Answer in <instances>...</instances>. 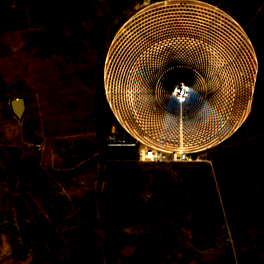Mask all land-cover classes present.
<instances>
[{"label": "crops", "instance_id": "crops-1", "mask_svg": "<svg viewBox=\"0 0 264 264\" xmlns=\"http://www.w3.org/2000/svg\"><path fill=\"white\" fill-rule=\"evenodd\" d=\"M124 1L0 0V130L1 113L12 116L0 141L12 147L0 173L12 179L0 264H264V0H207L246 27L259 70L246 119L201 152L215 167L216 212L206 222L192 204L170 207L164 235L161 208L132 205L118 185L124 165L106 156L114 124L98 91V45L148 0H127L116 26L104 27Z\"/></svg>", "mask_w": 264, "mask_h": 264}, {"label": "built area", "instance_id": "built-area-1", "mask_svg": "<svg viewBox=\"0 0 264 264\" xmlns=\"http://www.w3.org/2000/svg\"><path fill=\"white\" fill-rule=\"evenodd\" d=\"M108 45L126 62V77L140 71L167 80L176 104L175 115L152 112L131 79L121 84L105 74L106 103L120 129L110 138L135 143L136 159L191 161L221 144L226 131L238 129L248 116L258 56L246 27L217 3L148 0L120 21ZM220 81L236 89H214ZM198 85L219 95L193 117L187 105Z\"/></svg>", "mask_w": 264, "mask_h": 264}, {"label": "rangeland", "instance_id": "rangeland-1", "mask_svg": "<svg viewBox=\"0 0 264 264\" xmlns=\"http://www.w3.org/2000/svg\"><path fill=\"white\" fill-rule=\"evenodd\" d=\"M129 4L130 2L125 0L120 4V7L118 5L117 12L114 16L103 19L105 24L104 27H106V21L107 29L116 26L115 21L117 17ZM108 47L109 45H98L99 50L96 59L98 91L103 94L104 81L106 79L105 74L107 73L106 58ZM214 85L216 86H214V89L222 91L225 89L234 91V88L236 89L235 85L233 88L230 86L225 87L224 81H220ZM112 122L114 126L109 131V142L113 141L110 138L111 134L120 135V129L113 117ZM9 133L12 134V116L2 112L0 141L4 142L9 136ZM231 133L232 131L230 132V130L226 131L227 137L224 140L225 142H228L233 136ZM215 148L214 146L209 150ZM9 154H12V147L0 145V173L3 171V160L7 159L5 155ZM118 162L124 165V169L127 172V177L123 179V182L120 180L118 185L120 189L121 186L128 188L132 205L133 201L138 199V201H142L144 206L148 208L158 206L161 208L162 212L159 217L161 218L160 230L162 235L169 233L170 228L164 219H167L168 215L165 214V211L170 207H184L186 204H192L194 217H197L199 220H206V222L210 220L212 214L216 212L218 192L215 167L213 166L212 158L207 157L205 152L200 153L196 159L187 162L157 163L151 160L140 161L136 158H119ZM11 182V178H0V230H5L4 228L6 227L9 217L11 197L9 190L12 185ZM197 209L198 211H195ZM151 217L158 216L153 215L151 211L146 212L145 218ZM207 227L209 228V226ZM150 228L153 227L151 226ZM161 250L162 253L164 251V259L160 258V260L162 262L167 261L168 246L162 244ZM152 261L153 259H150V262Z\"/></svg>", "mask_w": 264, "mask_h": 264}, {"label": "flooded vegetation", "instance_id": "flooded-vegetation-1", "mask_svg": "<svg viewBox=\"0 0 264 264\" xmlns=\"http://www.w3.org/2000/svg\"><path fill=\"white\" fill-rule=\"evenodd\" d=\"M109 51V50H108ZM113 53H107V75L110 81L116 83H125L131 79V83L135 84L142 95V99L146 107L152 112L160 113L162 110L169 111L172 115H175L176 104L171 97V92L169 89V83L167 80H159L155 76L144 77L137 71V74L131 77H126L127 64L122 59L112 55ZM126 80V81H125ZM219 94L216 90L204 89L203 86H196L193 90V94L188 101V111L193 115V117H198L203 108L205 107L206 101H211L216 99ZM208 126H211L209 124Z\"/></svg>", "mask_w": 264, "mask_h": 264}, {"label": "water", "instance_id": "water-1", "mask_svg": "<svg viewBox=\"0 0 264 264\" xmlns=\"http://www.w3.org/2000/svg\"><path fill=\"white\" fill-rule=\"evenodd\" d=\"M10 104L14 114L21 117L24 109L22 97L14 98ZM106 156L108 158H136V144L133 142H108L106 144Z\"/></svg>", "mask_w": 264, "mask_h": 264}, {"label": "bare ground", "instance_id": "bare-ground-1", "mask_svg": "<svg viewBox=\"0 0 264 264\" xmlns=\"http://www.w3.org/2000/svg\"><path fill=\"white\" fill-rule=\"evenodd\" d=\"M210 84H211V83H210ZM210 84H209V86L212 87V85H210ZM230 132H231V131H230ZM140 161H144V160H140Z\"/></svg>", "mask_w": 264, "mask_h": 264}]
</instances>
